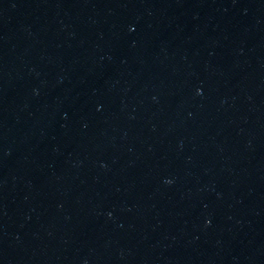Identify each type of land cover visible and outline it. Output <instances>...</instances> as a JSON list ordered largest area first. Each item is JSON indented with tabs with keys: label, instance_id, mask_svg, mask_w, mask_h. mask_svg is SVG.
I'll return each mask as SVG.
<instances>
[{
	"label": "water",
	"instance_id": "obj_1",
	"mask_svg": "<svg viewBox=\"0 0 264 264\" xmlns=\"http://www.w3.org/2000/svg\"><path fill=\"white\" fill-rule=\"evenodd\" d=\"M0 264H264V0H0Z\"/></svg>",
	"mask_w": 264,
	"mask_h": 264
}]
</instances>
